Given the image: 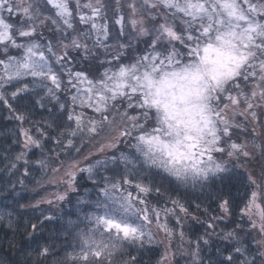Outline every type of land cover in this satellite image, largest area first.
I'll list each match as a JSON object with an SVG mask.
<instances>
[{"label":"snow or ice","instance_id":"1","mask_svg":"<svg viewBox=\"0 0 264 264\" xmlns=\"http://www.w3.org/2000/svg\"><path fill=\"white\" fill-rule=\"evenodd\" d=\"M116 4L113 35L102 0H0V104L23 125L31 123L30 117L14 103L19 106L39 89L45 95L33 103L43 108L45 100L59 102L63 93L66 102L59 109L74 127L64 137L66 144L56 140L57 145L80 152L87 136V146L102 137L96 141L97 153L118 149L121 143L134 150L83 167L73 162L64 173V184L76 191L77 172L92 180L100 169L114 171L110 165L124 169L119 179L101 178L94 201H80L91 210L66 222L76 244L69 245L72 252L59 264H111L109 258L116 255L139 264L124 248L151 245L155 236L147 225L153 222L170 240L178 235L183 242V230L173 233L167 217L177 209L188 214V208L176 199L170 200L171 208L150 206L149 194L159 195L161 187L138 181L134 173L140 172L145 181L157 176L173 189H198L221 213L212 221L239 210L240 219L260 239L256 255L237 240V260L264 264V0H124L126 12L121 0ZM49 24L59 33L56 44L43 35ZM77 24L86 27L77 31ZM100 48L105 52L102 71L75 68L78 61L98 58ZM73 50L78 60L70 55ZM23 108L31 111L28 104ZM85 109L93 115L87 116ZM32 127L37 137L32 128L20 129L26 150L41 148L46 138L41 128ZM56 162L62 163L59 153ZM37 163L49 167L45 160ZM254 163L259 176L249 171ZM55 198L63 201L67 194ZM11 217V212L0 213V222L7 218L12 228ZM30 227L37 230L36 224ZM235 238L234 232L224 235ZM189 243L192 264H204L201 241ZM54 247L38 245V259L53 256ZM168 259L166 254L160 264ZM226 260L237 264L232 255Z\"/></svg>","mask_w":264,"mask_h":264},{"label":"trees","instance_id":"2","mask_svg":"<svg viewBox=\"0 0 264 264\" xmlns=\"http://www.w3.org/2000/svg\"><path fill=\"white\" fill-rule=\"evenodd\" d=\"M107 1L104 3L107 11V23L108 27L112 28L111 34L114 35L116 26L112 21L116 16L117 4L116 0ZM139 47L141 48V44ZM70 54L78 60V53L70 51ZM97 57L90 56L88 61H78L75 66L87 68L90 62L94 66L93 70L102 71L100 64L102 56L97 55ZM35 99L37 98L29 96L25 100L19 101V106L13 104L18 112H25L30 117L31 123L26 120L23 125L13 118L14 113L10 112L5 105L0 104V213L11 212L13 225L12 228L7 226V218L0 222V264H59L65 256L72 252L69 245L76 244L74 238L65 228L67 221H75L72 217L74 211L60 205V202L59 204L47 203L48 199L45 196L53 189V182L57 180V176L54 175L55 171L51 169L59 168V166L64 168L80 158L82 159L88 151V146L86 145L81 148L80 152H76L74 149L62 148L57 145L55 141H64V137L70 129L66 124V116L62 112L58 113V117L53 121L52 116L54 110L57 109L56 103L53 104L45 100V107L40 108L34 105ZM24 104L31 106L30 112L25 111ZM32 124L41 128L46 133V138L41 139V148L26 150L20 129L22 127L32 128L31 134L37 137L38 133ZM64 142L66 144V141ZM76 145H80L79 138H77ZM21 153H25V155L22 159L17 160L16 157ZM57 153H59V160L62 163L56 162ZM25 160L27 164H25ZM39 160L47 161L49 167H41L37 163ZM12 164H15L16 167L12 168ZM254 166L259 165L254 163ZM251 168L254 169V167ZM25 169H27V174H25ZM258 171L260 172V168ZM76 183L78 194L89 186V183L82 177H78ZM156 186L161 187V193L159 195L155 192L149 194L147 200L150 206L162 207L167 204L171 208L170 200L176 199L188 208V214L177 209L175 215L167 217L168 227L173 233L183 230L184 240L182 242L179 237L173 235V243L182 244L181 251L172 258L163 261V264H192L190 253L193 249L189 242L197 240L201 241V258L204 264H209V261L211 264H228L226 257L229 255L233 256V260H237L238 254L234 251L235 247L239 246L237 240L247 246L253 255H256L257 244L255 241L259 240L260 236L250 228L246 219H240L239 210L232 216L212 221L210 217H219L221 213L216 204L206 201L205 196L198 189H173L161 179ZM234 195H237V199L240 198L238 194L234 193ZM196 205H199V208ZM45 216L52 219L45 220ZM177 217L180 218V224H177ZM209 223L214 224V229L208 228ZM31 224L37 225L35 232L31 229ZM229 232H234L236 238L224 239V235ZM162 233L167 239L169 238L164 231ZM202 238L208 240L207 245L203 243ZM40 244L54 245V248H50L54 255L43 260L38 259L36 248ZM261 250L264 251V249ZM166 254L165 245L160 242L151 246L146 245L139 254L134 256L139 264H160L162 257ZM242 259L243 257H240V260ZM125 261L127 264H132L129 259L113 260L111 264H124ZM93 264H97V262L93 261ZM237 264H240L239 260H237Z\"/></svg>","mask_w":264,"mask_h":264},{"label":"rangeland","instance_id":"3","mask_svg":"<svg viewBox=\"0 0 264 264\" xmlns=\"http://www.w3.org/2000/svg\"><path fill=\"white\" fill-rule=\"evenodd\" d=\"M103 3L105 2H108L107 0H102ZM124 4V0H121V11H125L126 12V6H123ZM118 7V5H117ZM115 13L117 14V12L115 11ZM115 14V15H116ZM108 20V18H107ZM103 22V21H101ZM78 25V24H77ZM76 25V26H77ZM52 25H47L42 31H43V35L45 38L49 39V40H52L53 44H56L57 43V39L59 37V33L57 32H54L52 30ZM86 26L84 25H78L77 26V31L80 30L81 28H84ZM39 30V29H38ZM109 31L110 33L112 32V28L109 27ZM145 45L143 43H141V48H143ZM91 47V45H90ZM60 49L58 48L57 51H59ZM74 51V50H73ZM96 52H97V55L98 56H102L100 60H103L105 58V52L102 48L100 49H96ZM71 55V54H70ZM102 67V70H103V66ZM76 69H80V67L78 66H75ZM94 66H92V64L89 62L88 64V71L90 74H95L97 73V71L93 70ZM97 70V68H95ZM37 92H38V95H34V97H36L37 99L40 98V96H44V92L40 91L39 89H37ZM61 96V99L59 102L55 101V100H52L50 101L51 103H56L57 105V109L54 110V115L52 116V119L54 121V119H56L58 117V113H61L60 109H59V103H65V94L63 93H60L59 94ZM77 111H80L79 109H77ZM87 114V116H92L93 113L91 112V110H87L85 109L84 110ZM66 124L68 125L69 128H72L74 127V123L73 122H69L67 121ZM66 129V128H65ZM102 137H97L95 141L92 142V146H88V151L87 153L82 157V159L80 158L79 160L75 161V162H78L79 166L80 167H83L85 166L87 163L89 162H92V161H95L96 159L100 158V159H103L105 157H110L112 155H119L120 152H127V153H132L134 150L133 149H130L128 147L127 144H124V143H121L119 145V148L118 149H112V150H105L104 153H97L96 151V141H99L101 140ZM87 136H85L84 138V144L85 146L87 145ZM86 156H89L90 159L89 160H86L85 157ZM73 163H71L69 166L67 167H62V166H59V169L62 167V169L59 171V172H55V177H56V181L53 182V189L49 191L48 194H46L45 198H47L48 200H52L54 204H59V202L61 203L60 205H63L64 207L66 208H71L73 211H74V214H73V218L74 220L77 219L78 216H82L83 213L85 211H90L91 209L90 208H85L84 205H82L80 203V201L82 199H87L89 201H94L96 198H97V192H98V185L102 183V177H107L109 180L113 179V178H116V179H119L120 178V173H122L124 171L123 169V165H119L118 167L115 166V165H110L109 166V169H115L114 171L113 170H104V169H100L97 171V174H95L92 178V180H90L88 178V173L86 172H77L76 173V181H75V184H74V187L76 189L77 187V181H78V177H82L86 182L89 183V186L85 187L87 189L85 190H82L80 194H78V190L76 191H71L69 190L66 185L64 184V180L66 179V176L64 175V173L66 171H69V170H72L71 166H72ZM253 168H251V171L250 172H256V173H253L257 176H259V166H253ZM135 174V177L138 181L140 182H143V183H154L155 185H157L160 181V177H157V176H152L151 177V180L150 181H145L144 180V173L140 172V173H134ZM103 182H107V181H103ZM84 188V187H83ZM191 190V189H190ZM85 191V192H84ZM63 193H66L67 194V198L63 201H57L56 200V194H63ZM84 195V196H83ZM75 206V207H74ZM73 207V208H72ZM151 218V217H150ZM147 227H149L152 231V233L154 234L155 236V241L152 243V244H158L160 242H162L164 245H165V248H166V251H167V254L169 255V258H172L174 255H176L179 251H181V248H182V244H178V243H173L174 241H172V238L171 240L168 238L165 237V235L162 233L163 230H161L160 228L157 227L156 225V222H153L151 225H147ZM175 233V232H174ZM176 237L178 238L179 236L176 235ZM260 239V238H259ZM151 244V245H152ZM149 245V246H151ZM148 246V245H147ZM142 249H139L137 247H133V248H128L127 246H125L124 248V251L127 253V252H131L132 255H137L141 252ZM174 253V255H172ZM111 259V261H115L117 259H122V260H128V256L125 255L123 257L119 256V255H116L115 257H112V258H109Z\"/></svg>","mask_w":264,"mask_h":264}]
</instances>
